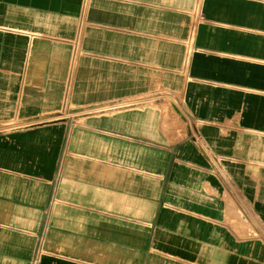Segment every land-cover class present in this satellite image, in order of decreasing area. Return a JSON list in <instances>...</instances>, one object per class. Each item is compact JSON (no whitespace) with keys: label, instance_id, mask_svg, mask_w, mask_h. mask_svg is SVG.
Segmentation results:
<instances>
[{"label":"crops","instance_id":"0c3cea01","mask_svg":"<svg viewBox=\"0 0 264 264\" xmlns=\"http://www.w3.org/2000/svg\"><path fill=\"white\" fill-rule=\"evenodd\" d=\"M0 264H264V0H0Z\"/></svg>","mask_w":264,"mask_h":264}]
</instances>
